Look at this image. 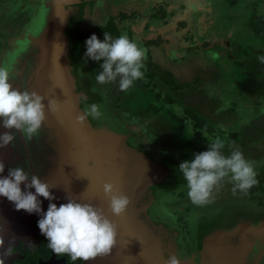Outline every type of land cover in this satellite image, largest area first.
Segmentation results:
<instances>
[{"label":"flooded vegetation","instance_id":"af4514ba","mask_svg":"<svg viewBox=\"0 0 264 264\" xmlns=\"http://www.w3.org/2000/svg\"><path fill=\"white\" fill-rule=\"evenodd\" d=\"M61 1H64L62 6L68 11V17L64 22L63 28V47L67 59V67L76 79V91L81 100H83L81 102L82 109L89 108L93 103L97 104L100 112L103 111L101 114L105 113L104 115L107 114L109 118L111 117L116 127L108 126L101 117L96 119L89 117L95 127H111L121 135H127L126 141L130 146L144 152L169 169V173L161 182H157L151 186V195L144 198L147 200V204L150 203L147 208V213H149L152 204L162 189L176 191L178 194L176 198L166 200L168 211L179 220H184L185 215L189 214L191 223L186 224L187 226L185 227L183 223L177 222L179 225L169 227L154 220L155 224L163 226L171 235L173 241H175L173 250L177 256L193 264H208L209 249L210 247H214L213 251H216L215 255H218L220 260H224L221 256L225 252L221 251L234 241L240 245L239 247L243 248L242 252H244V256L240 259L236 257L235 260V255L232 256L233 263L264 264L263 212L261 211V214L259 212H252L250 214L251 218L247 219L243 216L236 219L230 216V213L222 215V211L228 208V200L226 202L224 199L227 197L245 198L239 192L235 196H231L233 185L229 186L228 183L226 185L229 188L227 190L223 188L220 190L221 194H218V199L225 201L221 202L225 204V208L217 211L218 213L221 212L220 218L212 220L211 223L207 222L208 224L206 222V224H198L197 221L199 220L201 211L205 210V208L194 205L185 192H182V188L180 189L181 184H183V188H187V182L179 170V165L188 160V156L184 153L182 160H178L172 153L167 154L157 151L156 149L158 148H166L164 142L168 141L163 134L157 131L152 139L144 135L142 136L140 125L139 129H137L136 125L133 126L130 122L133 119L136 120V114H140V117H143L144 113L145 116L143 118L159 115V112L164 110L162 104L170 106L166 112L168 116L171 113L178 114L179 117H182L183 114L185 115L188 106L186 100L181 99V96L191 92V89L196 87L200 79L196 77L192 82H183L174 75H171V79L166 78V81L168 80L169 83L174 84L175 89L171 92L176 98V101L168 104L164 99L166 98L168 87L171 86L162 77L169 71L160 63V59L167 60L168 62L183 63L190 59L200 58L198 57L199 53L195 52L198 50L196 45L199 44L195 41L196 34L194 31L197 28L195 22H192L194 24L191 27L189 19L182 14V16L176 15L175 21L166 25L163 19H153L152 13L154 10L150 11L149 15L141 11L138 8V2L140 1L141 3V0H132L135 4L131 7H128L131 0H0V65L11 67L12 71L17 74L11 81L14 88H18L21 91L25 89L37 91L41 94L38 91L40 89L36 90L34 88L38 78L46 73V68L42 63H44L46 52H48L51 45L49 40L51 38L49 36L51 31L48 26V20L56 9L59 10L58 5ZM179 17L182 19L177 20ZM92 18H101L99 20L102 21L92 23L90 21ZM183 22H186L185 25H182ZM110 25H114L115 28L119 26L120 28L119 32L113 36L114 39L122 34H127L146 51L143 79L136 81L128 91H122L118 81L108 83L111 85V93L113 92L115 95L116 111L111 110L112 108L106 105L108 100L101 93L99 83L96 81V75L102 71L100 68L102 61H94L85 57L87 51L86 40L93 34H96L98 38L103 40L104 32H106L107 27ZM174 45L183 46L182 50H185V52L178 54ZM46 75L48 76L47 73ZM173 77L176 81H173ZM197 79L199 80L196 81ZM207 88L212 95L220 97L223 104L226 103L223 97L224 86L220 79L213 83H207ZM141 93L152 96L142 98L140 96ZM229 106L231 104L225 107ZM162 107L163 109H161ZM182 121L184 122L185 120H181V122L175 121L178 122L179 128L183 124ZM228 126L225 127L227 128ZM150 127L151 125L149 124L145 128V131H151ZM0 128L4 129L2 118H0ZM181 130L185 132L184 127ZM12 131L15 130L10 129V132ZM2 132L4 133V131ZM219 132L220 134L225 133L223 129ZM40 133L32 140H26L22 133H16L14 145L10 144V146L14 153L13 157L18 160V164L13 165L16 159L9 160L7 170L16 166H23L25 170L30 169L31 172H34L32 167L35 163L37 152L35 151V146L31 144L39 138ZM188 133H190L187 136L188 146L191 147L196 146V143L200 142L197 141V138H206L204 135L197 136L192 129ZM204 133L207 134L206 139L211 140L212 138L213 140L214 136L212 135L218 133V131ZM21 135L29 145L28 149H25ZM226 149H228L227 143L223 152H226ZM166 151L170 150L167 149ZM225 181L222 183H225ZM173 205L177 207H173ZM220 205L218 204V208ZM188 207L192 208L189 213ZM39 219L41 218H36L27 224V236H19L17 234L16 237L15 235L14 237L5 236L4 248L7 249L10 244L12 246V254L6 257L5 264H96L94 260L87 262L82 260L71 261L67 256H57L48 247L47 238L38 227ZM7 224L8 218L0 209V232L6 231ZM183 229L188 230L189 234L193 231L195 244L185 242L186 236H189V234H184ZM245 248L247 252L246 256ZM127 259L130 264H145L141 256L133 250L127 252Z\"/></svg>","mask_w":264,"mask_h":264},{"label":"water","instance_id":"95a60500","mask_svg":"<svg viewBox=\"0 0 264 264\" xmlns=\"http://www.w3.org/2000/svg\"><path fill=\"white\" fill-rule=\"evenodd\" d=\"M63 3H59V10L56 9L48 20L51 45L42 63L48 76L42 74L34 88L40 89L38 91L46 97V105L48 99L53 97L60 101L67 100L60 112H48L39 138L31 144L37 152L32 173L55 186L51 189L54 200L39 197L42 209L47 212L50 203H56L57 206L67 203L68 196H75L78 202L83 200L104 209L105 214L118 225L117 243L110 255L94 259L96 264H130L127 252L131 250L136 251L145 264H166L168 258L176 254L174 242L163 226H157L151 220L147 213L150 203L147 204L144 197L151 195V186L161 182L169 169L130 146L126 141L127 135L109 132L103 126L95 127L90 118L83 124L76 122V116L84 110L76 91V79L67 67L63 47V28L68 17ZM160 63L183 82H192L196 77L200 79L191 92L181 96L187 106L217 125H227L237 117V109L232 106L221 109L222 101L211 95L204 84L205 81L219 78L220 71L215 63L200 58L183 63L160 59ZM2 131L10 132V129L0 128V134H3ZM21 137L25 149H28L29 145ZM13 156L10 144L0 148V161L5 163V171L0 176L8 175L7 164L9 160L16 159ZM17 161L14 160L13 165H17ZM106 181L114 182L131 198L127 211L121 216H114L109 208V199L103 191ZM26 184L21 187L28 191ZM30 190L35 192L34 187ZM0 209L8 218L5 236H27V224L41 218L40 213L16 210L15 205L3 196H0ZM239 246L232 241L225 249H221V252H225L221 256L224 260H220L215 255L216 251H213L215 248L210 247L208 264H236L232 262V256L235 255L234 260L244 256L243 248ZM246 253L245 248V256ZM180 260L181 264H193Z\"/></svg>","mask_w":264,"mask_h":264},{"label":"clouds","instance_id":"9594fccd","mask_svg":"<svg viewBox=\"0 0 264 264\" xmlns=\"http://www.w3.org/2000/svg\"><path fill=\"white\" fill-rule=\"evenodd\" d=\"M85 57L94 61H102L96 81L108 84L118 81L122 91H128L134 83L144 77V60L146 51L127 34L115 39L104 32L101 40L93 34L86 40ZM264 62V56H260ZM17 74L9 66L0 65V118L3 127L14 129L12 132L0 134V148L14 145L16 133H22L26 140L38 136L48 112L58 113L67 100L46 97L37 91L27 89L21 91L14 88L11 81ZM101 116L99 106L93 103L89 108L76 116V122L85 123L89 117ZM207 138V134L203 133ZM208 150L194 154L179 165V170L187 182V195L197 206L212 203L215 193L219 191L226 179L232 183V193L247 194L257 181V173L252 161L244 156L239 147L225 154V142L217 137L209 140ZM5 171V163L0 161V174ZM27 182L25 191L21 185ZM35 188V192L30 189ZM55 187L31 170L23 166L12 167L7 176H0V196L6 197L15 205L16 210L28 213H40L38 227L46 236L48 247L57 256H67L71 261H90L97 257L110 255L117 243L118 225L110 219L104 209L93 203L85 202L75 196H68V202L57 206L50 203L47 212L42 209L39 197L49 201L55 199L51 189ZM104 194L109 199V208L114 216L123 215L131 203V198L124 194L114 182L106 181ZM5 235L0 232V264H5L6 257L12 254L11 244L4 248ZM166 264H181L180 258L173 254Z\"/></svg>","mask_w":264,"mask_h":264},{"label":"rangeland","instance_id":"374dc122","mask_svg":"<svg viewBox=\"0 0 264 264\" xmlns=\"http://www.w3.org/2000/svg\"><path fill=\"white\" fill-rule=\"evenodd\" d=\"M149 1L150 4L148 3V0H141V3L140 1L138 2V8H140L141 11L146 12L148 15L150 14V11L156 9L157 4L166 3L165 5H168L165 9L168 12L171 11L172 15L169 21L167 20L165 22L166 25L171 24L172 21L174 22L176 15L182 16V14L190 20L191 27L194 24L192 23L193 21L197 25L194 33L196 34L195 41L199 44L196 45L198 50L195 52L199 53L198 57H200V59L208 58L212 63L220 66L222 71L220 80L224 86L223 97L226 100V103L223 104L222 108L233 103L238 105V116L230 122V124L228 123L229 126L228 124L218 125L225 133L220 134L218 129H216L214 132L218 131V133H215L212 136H214V139L219 137L225 142V144L227 143L228 149L224 152L226 155L230 154L233 148L238 146L246 159L254 163L255 171L258 174L264 169V73L256 76H250L247 74L246 69L241 65L247 58L257 57L259 59L260 56H264V42L254 34L253 30L248 25L251 18L256 21L264 19V0ZM129 3L130 5L128 7L135 4L132 0ZM134 15L136 16V14ZM101 18L103 19V17ZM101 18H92L90 21L92 23L99 22L102 21L99 20ZM174 46L178 54H183L185 52V50H182L183 46ZM171 75H173L171 72H167L162 78L171 79ZM166 82L169 86L174 87V84L169 83L168 80ZM110 86L111 85L109 84H99L101 93L104 95L106 100H108L106 105H109V107L112 108L111 110L116 111V101L114 100L115 95L113 92L111 93ZM171 91V87H168L166 92L173 94V91ZM140 96L142 98H148L152 95L141 93ZM164 100L168 104L171 103L166 101V98ZM231 101L233 102L231 103ZM81 102H83V100H81ZM162 106H164V110H161L159 112L160 114L155 117L143 118L145 115L142 112L143 117H140V114H136V120L133 119L130 121L133 126L136 125L137 129H139L138 127L140 125L142 136L144 135L145 137L147 136L152 139L157 131H160L163 134L165 139L168 141L164 142L166 148H158L156 149L157 151L167 154L172 153L178 160H182V155L186 153V156H188L190 160L194 158V154L208 150V143L210 139L206 138H197V141L200 142H197L196 146H188L187 136L190 135L188 131L190 129L194 130L193 127L195 126L193 125V122L189 120V112H185V115L183 114L184 117H179V115L175 113H171L170 116H168L166 112L170 106L167 104H162ZM161 109H163V107ZM101 112L103 113V111ZM104 114H101L100 117L105 121V124L111 127H116L114 120L111 119V117L109 118L107 114ZM132 117L134 118V116ZM173 118L185 120L186 122L182 121L183 124L179 128L178 122H175ZM91 122L94 125L93 121ZM149 124L151 125V131L147 132L145 131V128H147ZM225 126L228 127L226 128ZM111 127L106 129L109 132L120 134ZM183 127L185 132L181 130ZM233 131L237 132L236 138H232L230 136V132L232 133ZM167 149L170 151L167 152ZM228 183L229 186L232 185V183L228 180L225 181V183H222L219 191L215 193V199L212 203L200 206L201 208H205L207 211H201V215L197 221L198 224H206L207 222L211 223L212 220L219 219L221 212L218 213L217 211L225 208V204L221 202H225L226 200H228V202L226 201L228 203V208L222 211V215L230 213L229 215L235 217L236 219L239 217L241 218L242 216L247 219L251 218L250 214L252 212L260 213L262 211L264 214V209L257 207L258 200L256 197H246L243 199L227 197L224 199L225 201L223 199H218V194H221L220 190L223 188L227 190L229 188V186L226 185ZM180 189L187 195L188 188H183V184H181ZM235 195H233V193L231 194V196ZM177 196L178 194L176 191L162 189L161 193H158L157 199L152 204L151 210H149L148 214L152 218L151 220H156L157 222H161L169 227L177 226V224L179 225L177 222L183 223L185 227L187 226L186 224H190L191 218L188 214L185 215L184 220H179L175 217V215L168 211L166 200H172V198H176ZM218 204H221L219 208ZM173 207L177 206L173 205ZM211 213H213V215H211ZM183 233L189 234V231L183 229ZM193 235V231L190 232L189 236H186L185 242L195 244V238Z\"/></svg>","mask_w":264,"mask_h":264},{"label":"trees","instance_id":"16d2710c","mask_svg":"<svg viewBox=\"0 0 264 264\" xmlns=\"http://www.w3.org/2000/svg\"><path fill=\"white\" fill-rule=\"evenodd\" d=\"M165 4L166 3H164V4L161 3V4L156 5V9L152 13L153 19H163L164 22H166L167 20L169 21L171 15H172V12L171 11L168 12L165 9V8H167L166 6H168ZM161 5H162V7H161ZM185 23L183 22L182 24L185 25ZM248 23H249L248 24L249 27L253 30L254 34L261 41L264 42V19L256 21L255 19L251 18ZM119 30L120 29L115 28L114 25H110L107 27L106 32L111 34L113 37L115 35V33L119 32ZM241 66L246 69L247 74L250 76H256L258 74L264 73V63L260 62V60L257 57L245 59L242 62ZM221 75L222 74L220 73V76ZM164 79H166V78H164ZM198 80L199 79H197L196 81H198ZM173 81H176V80H173ZM171 89L172 90L175 89V86L174 87L171 86ZM213 96L217 97L216 95H213ZM218 98L222 101V99L220 97H218ZM166 101L173 102V101H176V98L172 94H170V92H167L166 93ZM231 106L235 107L238 111V108H237L238 105L236 103L231 104ZM225 108H227V107H225ZM221 109H224V108H221ZM186 112L190 113L189 114V120H191V122H193V125H195L193 127V129H194V133L197 136L203 135L204 132L212 133L216 129H218V131H220L222 129L220 126L216 125L215 123L210 122L207 118H205L204 116H202L201 114H199L198 112H196L195 110L190 108L189 106L186 108ZM173 119L175 121L179 120V119H175V118H173ZM179 121L181 122V120H179ZM230 136L232 138H236L237 132L233 131L232 133H230ZM257 181H258V183L254 187H252L247 192V194H244V193H242V194L245 196V198L246 197H252V198L256 197V199L258 200L257 207L258 208H264V196H263V193H264V169L257 174ZM231 193H232V190H231ZM190 207H188V213L190 212V210H192V208H190Z\"/></svg>","mask_w":264,"mask_h":264},{"label":"crops","instance_id":"0c3cea01","mask_svg":"<svg viewBox=\"0 0 264 264\" xmlns=\"http://www.w3.org/2000/svg\"><path fill=\"white\" fill-rule=\"evenodd\" d=\"M199 7H200V6H199ZM177 17H178V16H177ZM185 17H186V16H185ZM179 19H182V18L179 17L177 20H179ZM189 21H190V20H189ZM163 22H164V20H163ZM176 22H177V21H176ZM184 23H185V22H184ZM196 59H199V58H196ZM205 59H208V58H205ZM208 60H209V59H208ZM216 65H217V64H216ZM217 66H218V65H217ZM218 69H219L220 73L222 74V71H221V69H220V66H218ZM220 77H221V76H219L218 79H220ZM218 79H217V80H218ZM215 81H216V80H214V81H205L204 84H205V86L207 87V83H208V82H215ZM209 92H210V91H209ZM222 105H223V102H222ZM224 108H225V107H224ZM219 110H220V109H219Z\"/></svg>","mask_w":264,"mask_h":264}]
</instances>
